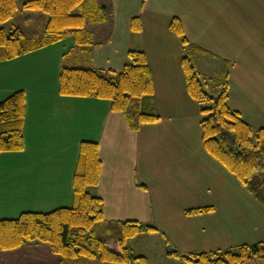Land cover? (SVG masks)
Returning <instances> with one entry per match:
<instances>
[{
  "label": "crops",
  "instance_id": "crops-1",
  "mask_svg": "<svg viewBox=\"0 0 264 264\" xmlns=\"http://www.w3.org/2000/svg\"><path fill=\"white\" fill-rule=\"evenodd\" d=\"M100 1L108 16L90 26V47L77 46L70 36L0 60V101L18 90L26 97L24 149L0 153V219L73 206L79 144L92 141L101 162L93 192L102 201L105 223L155 226L158 230L139 235L155 233L162 240L158 264H185L167 255L171 247L210 251L264 239L263 233L244 236L256 221L237 209L240 203L264 218L263 206L250 193L246 202L237 201L239 181L202 146L199 106L187 93L181 43L169 28L172 18L179 19L188 41L206 51L196 59L199 70L211 78L226 72L228 105L252 125L264 126V0ZM134 18L140 31H133ZM129 49L145 52L157 121L134 130L108 100L59 92L68 54L76 56L66 66L120 71ZM217 199L230 218L216 219ZM199 207L212 210L185 213ZM211 218L215 223L207 224ZM238 224L239 231L232 232ZM235 237H241L237 244L231 242ZM222 239L229 243H216ZM58 262L43 243L0 250V264Z\"/></svg>",
  "mask_w": 264,
  "mask_h": 264
},
{
  "label": "trees",
  "instance_id": "trees-1",
  "mask_svg": "<svg viewBox=\"0 0 264 264\" xmlns=\"http://www.w3.org/2000/svg\"><path fill=\"white\" fill-rule=\"evenodd\" d=\"M35 9L47 14L42 37L25 38L20 29L7 33L0 28V60H8L73 37L79 47L93 45L90 26L108 16L100 0H0V23L17 10ZM140 31L138 18L131 21ZM170 30L182 47L181 66L185 86L200 112L201 143L264 208V126L256 127L232 109L227 102V73H219L217 95L207 93L203 83L211 79L197 67V57L206 51L188 41L181 22L172 18ZM59 92L69 96L103 98L110 109L124 116L131 129L159 119L153 105L154 87L145 52L129 49L120 71L62 65ZM26 97L22 90L0 101V153L21 151L25 140L23 126ZM97 144L82 141L73 174L74 204L47 212H23L16 218L0 219V250L32 243L47 244L59 256L58 264H149L146 256L135 254L126 242L141 234L158 230L138 221L105 223L101 199L93 192L100 175ZM211 207L187 209L186 214L211 211ZM99 228V230L97 229ZM169 243L168 238H165ZM167 255L193 264H264V239L210 251L182 252L168 248Z\"/></svg>",
  "mask_w": 264,
  "mask_h": 264
},
{
  "label": "rangeland",
  "instance_id": "rangeland-1",
  "mask_svg": "<svg viewBox=\"0 0 264 264\" xmlns=\"http://www.w3.org/2000/svg\"><path fill=\"white\" fill-rule=\"evenodd\" d=\"M23 0H18V5L21 7ZM48 16L46 13L40 11V10H35V9H22V10H17L14 15L0 23V28H3L7 33H10L14 31L16 28L20 29L21 33L25 38H30L33 36L36 37H42L45 31V26L47 23ZM76 56L75 52L70 53L66 56L65 58V64H68V62L73 61L72 59ZM213 68H216V66L212 65ZM212 70V68H210ZM209 71V70H207ZM223 78L219 80V78L213 77L206 82L203 83V87L207 93H209L212 96H215L219 92L220 84L219 82L222 81ZM264 178V176H263ZM238 182V181H237ZM238 194H237V201L240 202H246V197H251L252 196L249 194L247 189L245 188L244 185L240 184L238 182ZM219 200V208H218V215L216 216V219L218 218L220 221L226 220L231 217V213L229 211V208L226 207V205L223 202V199H217ZM238 211L243 213V215L250 217L254 221H256V224L251 226L248 229L243 230V234L245 237H254L258 236L260 233L264 235V218L262 214H258L255 210L252 211V213L249 212L246 206L238 203ZM240 217L237 214H233V222H238L240 221ZM207 224L215 223V219L212 218L209 220H206ZM231 225V224H230ZM239 224L238 226H235V231H239ZM99 230V228L97 227ZM257 229H262L258 231ZM157 234L155 233H149V234H142L136 236V238H133V240H128L126 242V246L128 248H131L135 254L143 253L148 256V259H150L151 264H158L160 261V256H159V251L161 250L160 246H163L162 240L157 238ZM241 237H235L231 242H234L237 244L240 242L239 240ZM132 241V242H130ZM219 244H224V243H229V239L221 240L218 241L216 240V243ZM233 244V245H235ZM174 248V247H172ZM179 250V249H178ZM181 251V250H180ZM161 252V251H160ZM184 252V251H182ZM149 262V261H148ZM185 264H193L192 262H185Z\"/></svg>",
  "mask_w": 264,
  "mask_h": 264
}]
</instances>
